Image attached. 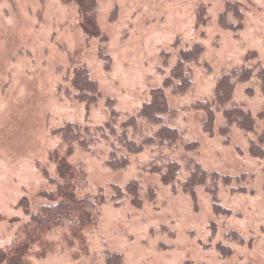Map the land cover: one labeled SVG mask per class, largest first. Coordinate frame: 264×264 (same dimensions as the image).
Returning <instances> with one entry per match:
<instances>
[{
	"label": "rangeland",
	"instance_id": "rangeland-1",
	"mask_svg": "<svg viewBox=\"0 0 264 264\" xmlns=\"http://www.w3.org/2000/svg\"><path fill=\"white\" fill-rule=\"evenodd\" d=\"M96 13L98 29L87 32L75 2L0 0V251L30 241L27 264H107L116 255L120 264H264V156L250 150L264 131V0H99ZM197 44L203 53L187 65L189 89L165 87L180 54ZM247 67L254 74L236 81L234 102L251 111L255 133L237 124L225 130L216 106L214 133H207L199 104L214 102L225 74ZM80 68L100 91L90 106L73 85ZM157 88L172 111L164 123L180 141L130 155L125 169L106 165L112 141L118 145L113 136L86 150L57 133L68 123L94 130L114 111L119 125ZM156 129L129 136L141 140ZM62 160L75 169L76 195L95 201L98 215L77 235L66 226L39 233L21 203L37 212L49 202L41 193L64 181ZM171 161L179 174L166 184ZM196 163L219 176L192 197L184 185ZM132 180L139 207L128 194L113 200V186Z\"/></svg>",
	"mask_w": 264,
	"mask_h": 264
},
{
	"label": "trees",
	"instance_id": "trees-1",
	"mask_svg": "<svg viewBox=\"0 0 264 264\" xmlns=\"http://www.w3.org/2000/svg\"><path fill=\"white\" fill-rule=\"evenodd\" d=\"M75 2L79 8V12L83 18V27L87 32L97 30L96 26V10L99 0H67ZM231 9L232 7L229 6ZM235 26V25H234ZM93 29H92V28ZM230 27H233V25ZM93 33V32H92ZM99 34L98 32H95ZM203 53V47L199 44L193 49L183 51L180 54L178 63L171 71V76L165 80V87H174L179 93L187 91L191 85L190 73L187 65L199 62ZM261 73V74H260ZM252 68H243L233 70L231 73L225 74L218 82L216 96L214 102H205L199 104L198 108L208 113V118L204 122L203 128L207 133L213 134L215 129V111L214 106L223 108L226 129L233 124L247 134L255 133L256 121L249 109L237 105L234 102L236 81H247L253 76ZM262 79V87L264 90V76L260 71ZM177 82V83H176ZM73 85L77 91V97L85 101L88 106L95 103L100 94L97 84L90 79L88 71L84 68L76 69L73 78ZM228 104H232L230 108ZM168 101L163 88H157L152 91V99L149 103H145L137 115L121 121L117 125L118 114L114 111L112 119L107 121L105 125L98 126L92 130L89 125L83 127L75 123H68L60 127L57 131L62 139L72 144L77 141L82 148L91 150V145L102 139H108L113 136L118 145L112 141V150L107 158L106 165L112 170L125 169L129 165V156L139 154L149 146H172L180 141L181 135L176 128L164 123L165 116L171 114ZM260 117L264 118V110L260 113ZM157 126L152 134L145 135L141 140H136L129 136V131L133 130L135 135L143 133L144 127ZM119 128L121 132H119ZM227 133V132H225ZM101 134V136H98ZM194 144L188 145L187 148H194ZM251 154L255 157L262 158L264 156V131L259 134L257 140L250 141ZM166 171L162 174V180L166 184H172L179 174L180 166L176 161L166 164ZM153 172L160 173L161 168L158 164H154ZM60 178L64 181L57 184L56 191L41 193L43 197L48 199V203L38 207L37 212H31L30 204L27 199H23L21 205L27 215L36 224L37 231L43 233L50 231L58 226L68 227L74 235L88 228L97 218V204L89 196L79 198L70 179L76 175L75 169L65 160L60 161L58 166ZM218 174L208 172L198 163L195 164L194 170L191 172L189 179L184 185V191L192 197L196 195V187L205 185L209 178L213 182L218 181ZM53 181V180H51ZM55 182V181H54ZM113 200L119 201L123 196L128 194L131 196L133 204L137 207L142 205L140 197V185L137 180L128 182L124 189L120 186H113ZM72 243V242H71ZM73 244V243H72ZM30 241L19 242L14 247H8L7 250L0 251V264H27L25 256L29 252ZM116 261L111 259L107 264H120L121 256L116 255Z\"/></svg>",
	"mask_w": 264,
	"mask_h": 264
}]
</instances>
